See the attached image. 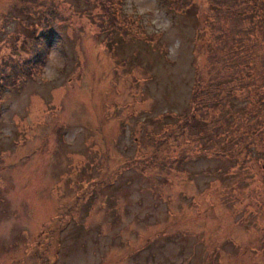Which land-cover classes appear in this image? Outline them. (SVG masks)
<instances>
[{
  "label": "rangeland",
  "instance_id": "rangeland-1",
  "mask_svg": "<svg viewBox=\"0 0 264 264\" xmlns=\"http://www.w3.org/2000/svg\"><path fill=\"white\" fill-rule=\"evenodd\" d=\"M115 2L118 32L97 3L0 0V264H264V151L220 133L210 155L197 130L245 105L261 34L238 73L213 49L251 23L238 0ZM46 10L47 74L21 67Z\"/></svg>",
  "mask_w": 264,
  "mask_h": 264
},
{
  "label": "trees",
  "instance_id": "trees-1",
  "mask_svg": "<svg viewBox=\"0 0 264 264\" xmlns=\"http://www.w3.org/2000/svg\"><path fill=\"white\" fill-rule=\"evenodd\" d=\"M85 1L87 3H92V4L97 3L98 5H101L103 7L104 11H109L110 26L113 27V31L115 32L119 31L117 22H121V20L114 17L115 9L113 10V7H112V2L114 5L116 4L115 0H94V3L93 1L91 2L90 0H85ZM225 1L229 3H234V0H225ZM243 1H245L246 3L247 0H243ZM179 2H182V1H179ZM238 2L239 4H241V8H234V7L227 5L226 6L227 9L223 10V12L225 11V13H228V9H229V11L230 10L236 11L237 14L246 13L245 15H239V17L241 18V17L247 16L250 19L251 23L247 25L248 27H244L242 29L232 24V27L235 31H232L230 35L226 34L227 31L221 30L217 35L216 39L218 40L217 42H215V46L213 47V49L216 50V48L218 47V52H221V53L226 52L223 55L220 54V57L224 59L229 58L228 62L226 63L228 70H231L229 68L233 67L235 68L234 70H237L238 73H240L241 71L238 70L235 66L239 64L240 61L238 60L240 59L241 55H245L244 56L245 60H243L244 66L247 67L251 65V62H252V55L249 53V47H248L249 45L245 42V39L249 37V35L253 31H255V33L253 34H257L259 32L258 34L259 35L261 34L260 38L264 40V32H263L264 27H263V31H260L261 27H260L259 22H257V20L259 19L261 23H264V0H251L253 4L250 10L244 8L245 4H243L241 0H238ZM224 5L225 4H223V6L221 4L219 6H216V5L214 6L218 8H224ZM187 9H190V7H188ZM49 16H50V12L49 10H46V11H43L41 15H38V18L35 21H33V22H38V27H40V31L36 35V30L34 27V28H31L32 29L31 33L28 34V38L31 41L30 51L32 52V55H31L32 57L30 61L26 63V65L21 66L22 68H25V70L27 69L29 70L35 67L41 68L44 64L45 59L48 57L47 52H48L51 38H52L51 31L53 29L52 26L50 25ZM256 16L258 17V19L255 20ZM33 22L31 24L32 26L34 25ZM111 30L112 28L107 29L104 32L110 33ZM236 31H240L242 33L236 32ZM244 45H248L247 46L248 48H244ZM258 57H259L258 62H259V67H260V70H258L260 72L259 83L255 84L254 82H250L249 84H246L243 86V90H245L246 95L242 97L241 103H245V105L241 106L239 110L237 111L235 110L236 114L235 112L231 115L224 114L220 118H219V115L209 116L208 121L203 120L205 121L202 123L203 126L197 127V130L203 131V137L200 139V141L204 143L202 144L203 147L207 148V151L212 148H214L213 150L216 151L214 155L213 153L209 152L211 151L209 150L208 152L210 153V155L213 154L214 156H219V152H220L219 149H217V147H215L214 145H213L214 147H210V146L213 143L217 145L216 142L219 138L218 135L220 133L228 134V136L231 139V144L234 143L235 147H238L237 151L239 152H242V151L249 152L252 149H255L256 147L259 150L264 151V70H263L264 69V52L261 53ZM243 65H242L243 69L241 70L244 71L245 67ZM23 70L21 71L22 73H23ZM3 72H4V76H6L5 79H7V75L9 73L5 71ZM16 72H18L17 69L14 71H11V73L14 75L16 74ZM245 74L247 75L248 73H245ZM2 77L3 76L0 77V90L3 88L5 89L8 87L15 86L16 83L13 82V80L15 79V78L13 79V76L11 77L12 81L6 86L4 84ZM227 79L230 80V74ZM228 80L223 79L222 81H219L218 84L226 83ZM251 90L254 91V94L252 93L248 94V92H250ZM205 100L206 101L200 107L206 108L207 105H209V102L207 101L208 100L207 97L205 98ZM219 101L221 102L220 97H219ZM221 112H226V111L221 109ZM242 117H246L249 120L251 119H254V120L250 123L251 126H249V128L246 131H243V132L239 131L237 137L233 138L234 136L232 135L233 136L232 137L228 131L229 129H232V128L238 129L237 124L239 123V120ZM218 119H219V125L217 124ZM210 123H214V126H216V128H210L209 127ZM242 137L245 138L243 141H241ZM228 144L229 143L227 142L226 145ZM223 145L225 144H222V146ZM207 146H209V148ZM157 147H159V144ZM223 147H226V146H223ZM221 156H224V155H221Z\"/></svg>",
  "mask_w": 264,
  "mask_h": 264
},
{
  "label": "clouds",
  "instance_id": "clouds-1",
  "mask_svg": "<svg viewBox=\"0 0 264 264\" xmlns=\"http://www.w3.org/2000/svg\"><path fill=\"white\" fill-rule=\"evenodd\" d=\"M57 54L55 51L49 53L48 57H47V60L51 62V66L55 69V68H59L60 65L57 61ZM41 72H44L47 74V71H48V65L45 64L44 66L41 67L40 69ZM48 78H51L50 76Z\"/></svg>",
  "mask_w": 264,
  "mask_h": 264
}]
</instances>
